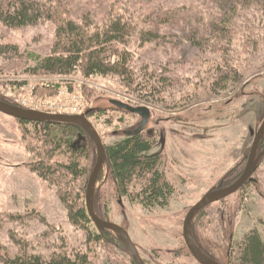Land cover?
<instances>
[{
	"label": "rangeland",
	"instance_id": "rangeland-1",
	"mask_svg": "<svg viewBox=\"0 0 264 264\" xmlns=\"http://www.w3.org/2000/svg\"><path fill=\"white\" fill-rule=\"evenodd\" d=\"M67 3L77 19L95 27L120 16L134 26L131 41L118 44L112 54L119 60L129 51L136 83L123 75L89 77L84 70L35 74V55L56 51L58 22L47 19L24 28L0 22V95L50 113L83 115L96 109L91 118L107 145L144 122L115 100L151 107L154 117L145 132L158 137L155 152L164 154V170L178 188L172 205L151 209L121 195L109 164L98 205L132 232L148 264H202L187 241L189 214L211 191L233 186L246 173L264 125V0ZM145 32L156 33L155 39L146 40ZM48 154L37 124L25 125L0 111V249L5 248L0 264L2 251L49 258L85 252L94 264H137L127 245L91 241L89 229L75 224L67 199L82 194L89 205L88 180L47 179L34 164ZM83 161L91 167L98 158ZM255 177L197 220L201 245L226 264L236 263L249 234L264 233V161ZM143 189L139 181L133 190ZM94 229L101 232L97 224Z\"/></svg>",
	"mask_w": 264,
	"mask_h": 264
},
{
	"label": "trees",
	"instance_id": "trees-1",
	"mask_svg": "<svg viewBox=\"0 0 264 264\" xmlns=\"http://www.w3.org/2000/svg\"><path fill=\"white\" fill-rule=\"evenodd\" d=\"M47 19L56 20L60 25L59 38L53 55H35L37 64L32 68L35 74L74 75L84 70L89 77L123 75L128 77L130 84L136 83L129 51L119 60H114L112 54L118 44L129 43L135 35L134 26L126 18L120 16L95 27L77 19L67 0H0V22L12 28L39 25ZM144 36L151 41L156 33L145 32ZM0 97L16 104L2 95ZM102 110L104 108L99 111ZM22 121L25 125L37 124L49 150L42 161L34 164L35 169L50 180L66 178L78 182L86 179L88 182L84 188L89 190L100 160L99 146L93 136L77 124ZM157 138L150 132H144L127 135L125 139L108 145V164L118 182L120 194L140 200L151 209L170 207L178 191L164 170V154L155 152ZM94 154L98 161L90 167L83 159ZM60 155H70L71 160L67 161ZM244 175L245 172L236 182ZM139 181L144 183L140 193L133 190ZM67 202L73 221L89 229L91 241H119L126 245L114 232L100 227L101 232L94 229L96 222L84 195L72 193ZM98 210L105 219L111 220L108 209L104 211L98 205ZM242 249L235 264H264V233L259 229L253 231L242 244ZM1 258L2 264H94L92 255L85 252L77 255L61 252L49 258L43 254L13 255L2 251Z\"/></svg>",
	"mask_w": 264,
	"mask_h": 264
},
{
	"label": "water",
	"instance_id": "water-1",
	"mask_svg": "<svg viewBox=\"0 0 264 264\" xmlns=\"http://www.w3.org/2000/svg\"><path fill=\"white\" fill-rule=\"evenodd\" d=\"M114 103L120 108L144 117L143 125L138 130L130 131V135L144 133L152 123L154 110L151 107H137L121 100H115ZM0 111L21 120L40 121V122H59L68 124H77L84 127L95 139L100 150V160L94 172L90 184L89 206L96 224L103 230H110L117 234L129 247L137 264H148L140 246L136 242L132 232L120 223L105 219L98 210V193L103 174L109 163V149L107 142L99 127L92 121V114L96 109L87 114H54L50 112L29 109L17 104L10 103L0 97ZM264 125L258 133L257 141L254 147L250 165L245 175L233 186L211 191L199 204H197L189 214L186 223V237L188 244L202 264H226L215 256L211 255L199 242L196 224L198 218L216 203L225 201L230 197L241 192L249 183L256 180V173L264 161Z\"/></svg>",
	"mask_w": 264,
	"mask_h": 264
},
{
	"label": "built area",
	"instance_id": "built-area-1",
	"mask_svg": "<svg viewBox=\"0 0 264 264\" xmlns=\"http://www.w3.org/2000/svg\"><path fill=\"white\" fill-rule=\"evenodd\" d=\"M52 113V112H51ZM54 114H59V113H54ZM62 114H66V113H62ZM78 115H80V114H78Z\"/></svg>",
	"mask_w": 264,
	"mask_h": 264
},
{
	"label": "flooded vegetation",
	"instance_id": "flooded-vegetation-1",
	"mask_svg": "<svg viewBox=\"0 0 264 264\" xmlns=\"http://www.w3.org/2000/svg\"><path fill=\"white\" fill-rule=\"evenodd\" d=\"M211 254V253H210ZM211 255H213V254H211ZM214 256V255H213Z\"/></svg>",
	"mask_w": 264,
	"mask_h": 264
}]
</instances>
